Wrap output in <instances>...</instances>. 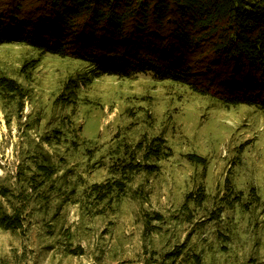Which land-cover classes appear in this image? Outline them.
<instances>
[{"label": "rangeland", "instance_id": "rangeland-1", "mask_svg": "<svg viewBox=\"0 0 264 264\" xmlns=\"http://www.w3.org/2000/svg\"><path fill=\"white\" fill-rule=\"evenodd\" d=\"M0 75L29 93L23 105L0 98V210L13 211L4 188L30 201L24 230L0 227V264H171L177 250L175 264H264V110L151 74L95 78L87 63L16 44L0 48ZM156 137L172 154L158 174L137 176L116 202L90 198L122 146ZM42 149L60 171L35 192L19 171ZM228 178L239 202L227 201ZM199 189L208 200L186 208ZM153 212L164 220L147 231Z\"/></svg>", "mask_w": 264, "mask_h": 264}, {"label": "trees", "instance_id": "trees-1", "mask_svg": "<svg viewBox=\"0 0 264 264\" xmlns=\"http://www.w3.org/2000/svg\"><path fill=\"white\" fill-rule=\"evenodd\" d=\"M12 44L87 63L95 78L151 74L226 106L264 110V0H0V48ZM28 95L23 84L0 75L1 99L23 105ZM122 148L110 165L113 178L88 193L101 204L125 198L137 176L158 174L160 163L172 157L162 137ZM59 171L51 153L42 149L35 168L19 174L37 192L52 187ZM227 183V201L239 202L241 195H235L229 178ZM3 195L13 211L0 210V227L24 230L22 204L30 201H18L8 188ZM135 195L148 199L142 189ZM207 200L205 189H199L187 195L185 207ZM145 219L148 231L164 215L153 212ZM182 255L177 250L165 258L175 264ZM196 259L193 264H201Z\"/></svg>", "mask_w": 264, "mask_h": 264}]
</instances>
